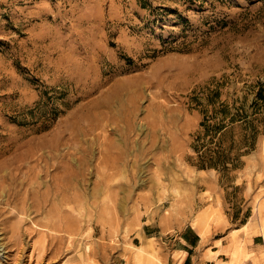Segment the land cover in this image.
Wrapping results in <instances>:
<instances>
[{
    "label": "rangeland",
    "instance_id": "obj_1",
    "mask_svg": "<svg viewBox=\"0 0 264 264\" xmlns=\"http://www.w3.org/2000/svg\"><path fill=\"white\" fill-rule=\"evenodd\" d=\"M263 82L264 0H0V264H179L190 225L192 264H264ZM217 90L258 117L228 173L193 148Z\"/></svg>",
    "mask_w": 264,
    "mask_h": 264
},
{
    "label": "trees",
    "instance_id": "obj_2",
    "mask_svg": "<svg viewBox=\"0 0 264 264\" xmlns=\"http://www.w3.org/2000/svg\"><path fill=\"white\" fill-rule=\"evenodd\" d=\"M259 87V91L251 103L254 108V115L264 111V82L259 83ZM218 96L219 91H214L206 97V104L200 102L199 96L193 98L197 105H202L200 110L203 114L201 126L204 128V131L196 136L193 148L198 154L199 162L196 166L199 169L214 168L228 173L231 169L239 166L240 157L254 148L258 138V117L249 118L245 108L239 111L240 113L229 116L228 107L222 104V109L219 110L222 114L221 119L214 124L211 123L212 117L208 115L207 104L214 105ZM215 113L217 112L215 111ZM228 117L231 118L226 121ZM236 122H240V133L237 138H234L231 134L228 135L226 131L229 127L232 128ZM216 138L218 139L216 140ZM227 138H231L229 144H227Z\"/></svg>",
    "mask_w": 264,
    "mask_h": 264
},
{
    "label": "crops",
    "instance_id": "obj_3",
    "mask_svg": "<svg viewBox=\"0 0 264 264\" xmlns=\"http://www.w3.org/2000/svg\"><path fill=\"white\" fill-rule=\"evenodd\" d=\"M256 240H263V237L260 234H255L254 237L252 238V243L248 245L249 247H251L250 249H252V251H255L258 255L260 254L258 246L261 245V243L260 242L258 243V241ZM175 243L179 245L175 248L176 250L187 253V255L179 264H192L193 261L192 254L189 252L197 248L201 243V236H199L198 231L191 225L183 228L175 235ZM210 262L212 264H215L214 260H210ZM246 264H253V263L251 261H247Z\"/></svg>",
    "mask_w": 264,
    "mask_h": 264
},
{
    "label": "bare ground",
    "instance_id": "obj_4",
    "mask_svg": "<svg viewBox=\"0 0 264 264\" xmlns=\"http://www.w3.org/2000/svg\"><path fill=\"white\" fill-rule=\"evenodd\" d=\"M63 144V143H62ZM66 155V154H65ZM89 159V158H88ZM75 161V160H74ZM88 163V162H87ZM48 165V164H47ZM73 165H74V162H73V160H66V174H67V180H71L72 179V177H74V176H76V175H74V174H77V171H76V168L78 167L79 169H80V171H79V173L81 174H83V172H84V170H83V168H80V164H77L76 165V168L75 167H73ZM86 166V165H85ZM53 167V166H52ZM47 168H49L48 166H47ZM54 169H58L59 168V164H56L55 165V167H53ZM47 172H48V170H47ZM56 173V172H55ZM55 175H57V174H54L53 175V177L52 178H54V176ZM55 188V187H54ZM59 189V188H58ZM53 193H56V192H53ZM249 225V222H247L246 224H244L243 225V228H246L247 226ZM264 229V228H263ZM263 235V238H264V233L262 234Z\"/></svg>",
    "mask_w": 264,
    "mask_h": 264
}]
</instances>
